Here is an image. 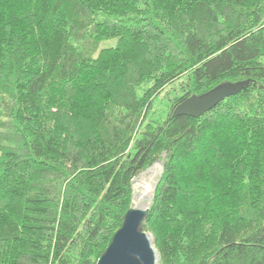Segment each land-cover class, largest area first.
<instances>
[{
    "label": "trees",
    "instance_id": "trees-1",
    "mask_svg": "<svg viewBox=\"0 0 264 264\" xmlns=\"http://www.w3.org/2000/svg\"><path fill=\"white\" fill-rule=\"evenodd\" d=\"M160 160L159 264H264V0H0V264H96Z\"/></svg>",
    "mask_w": 264,
    "mask_h": 264
},
{
    "label": "water",
    "instance_id": "water-1",
    "mask_svg": "<svg viewBox=\"0 0 264 264\" xmlns=\"http://www.w3.org/2000/svg\"><path fill=\"white\" fill-rule=\"evenodd\" d=\"M249 83V80L222 82L203 94H192L173 108L169 119L180 115L199 118L225 98L242 91ZM148 212L149 207L131 206L96 264H156V252L143 229Z\"/></svg>",
    "mask_w": 264,
    "mask_h": 264
},
{
    "label": "rangeland",
    "instance_id": "rangeland-1",
    "mask_svg": "<svg viewBox=\"0 0 264 264\" xmlns=\"http://www.w3.org/2000/svg\"><path fill=\"white\" fill-rule=\"evenodd\" d=\"M117 43V38H108V39H104L102 40L99 45H98V51L100 49H103V48H107V47H113L115 46ZM185 77V76H184ZM184 77H182L181 79H178L175 83L173 84H170L167 89L169 87H171V85L173 87H178L180 85V82L184 79ZM143 88L145 87H142L138 90V92L141 94L143 92ZM167 100V98L165 99H162V98H156L155 102H154V109L156 111V113L160 114L162 117H166V107H165V101ZM163 173V161L160 160L158 162H155L153 163L152 165H150L149 167H147L144 171H142V173H140L132 182V186H133V197H132V206L133 207H138V200L136 198L137 194H139L140 192V189L142 188V182H146L148 183V185L150 184V190L152 189L153 192H152V196L150 198V200L148 199H144L143 201H141V203H139L140 205H144V207H141V208H145V207H149L151 201H152V198H153V195H154V192H155V188H156V185L159 181V178L161 177ZM148 205V206H147ZM138 207V208H140ZM148 234V237L150 239V242L152 244V247L154 246V237L151 233L147 232ZM155 248V246L153 247ZM156 250V248L154 249ZM157 251V250H156ZM155 251V252H156ZM158 252V251H157ZM159 254V253H158ZM156 257H157V254H156ZM160 259V257H159ZM159 259H157V262L156 264H159Z\"/></svg>",
    "mask_w": 264,
    "mask_h": 264
},
{
    "label": "bare ground",
    "instance_id": "bare-ground-1",
    "mask_svg": "<svg viewBox=\"0 0 264 264\" xmlns=\"http://www.w3.org/2000/svg\"><path fill=\"white\" fill-rule=\"evenodd\" d=\"M142 184V188L140 189V192H139V194H137V196H136V198H137V200L139 201L138 202V207H144V205L142 204V205H140L139 203H141V201H143L144 199H149L150 200V198H151V196H152V192H153V190L151 189L150 190V184L148 185V183H146V182H142L141 183ZM148 206V205H147ZM140 207V208H141ZM146 208V207H145ZM154 247V246H153ZM155 249V248H154ZM154 251H156V250H154ZM156 254H157V259H159V254H158V252L156 251ZM159 263V262H158Z\"/></svg>",
    "mask_w": 264,
    "mask_h": 264
}]
</instances>
